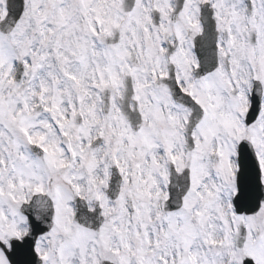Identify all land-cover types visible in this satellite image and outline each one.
Listing matches in <instances>:
<instances>
[{
  "label": "snow or ice",
  "instance_id": "snow-or-ice-1",
  "mask_svg": "<svg viewBox=\"0 0 264 264\" xmlns=\"http://www.w3.org/2000/svg\"><path fill=\"white\" fill-rule=\"evenodd\" d=\"M0 264H264V0H0Z\"/></svg>",
  "mask_w": 264,
  "mask_h": 264
}]
</instances>
